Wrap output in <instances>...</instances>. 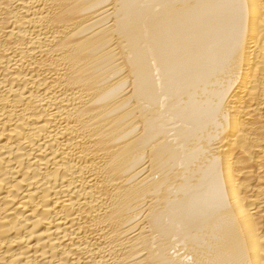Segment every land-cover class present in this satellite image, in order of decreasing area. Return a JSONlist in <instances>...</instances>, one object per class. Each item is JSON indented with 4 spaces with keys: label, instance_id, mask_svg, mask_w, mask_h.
I'll list each match as a JSON object with an SVG mask.
<instances>
[{
    "label": "bare ground",
    "instance_id": "obj_1",
    "mask_svg": "<svg viewBox=\"0 0 264 264\" xmlns=\"http://www.w3.org/2000/svg\"><path fill=\"white\" fill-rule=\"evenodd\" d=\"M0 264H264V0H0Z\"/></svg>",
    "mask_w": 264,
    "mask_h": 264
}]
</instances>
